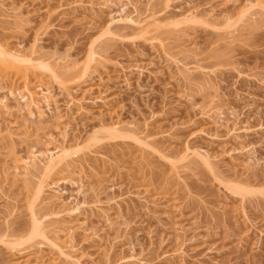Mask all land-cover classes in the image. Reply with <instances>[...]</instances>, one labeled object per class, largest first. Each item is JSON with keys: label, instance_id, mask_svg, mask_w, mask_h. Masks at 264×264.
Wrapping results in <instances>:
<instances>
[{"label": "rangeland", "instance_id": "obj_1", "mask_svg": "<svg viewBox=\"0 0 264 264\" xmlns=\"http://www.w3.org/2000/svg\"><path fill=\"white\" fill-rule=\"evenodd\" d=\"M75 1L83 2L84 9L89 6L90 8L84 10L82 4L81 7L77 4L78 8H81L79 10L77 6L74 7ZM108 1L0 0L5 7L1 10L7 12L10 7L16 12L19 10V16L16 17L22 18V23H15L12 19L3 22L2 15L0 16V43L4 41L2 44H7L10 48L24 47L29 51L32 43L36 42L33 47H36L37 53L49 57L53 62L60 58L81 64L87 58L88 28L96 34L110 24L113 36L116 35L106 43L109 47L105 50V45H98V51L107 58L108 62H105L108 65L100 68L99 74L85 87H95L90 96H103L108 102L106 105L87 103L82 112L76 111L75 108L73 111H67L64 106L67 99L54 83L51 86L57 104L52 105L51 110L41 105L45 111L43 117H39L35 109L32 117L28 116L26 110L21 113V106L9 98L10 112L15 113L7 116L5 111L0 110V134L4 133L5 137L9 131H13L11 133L16 135L15 140L20 141V137L22 141L20 145V142L13 145L6 137L0 140V168L4 164L13 166L12 161L4 163L3 158L12 157L14 151L21 156L28 155L26 148L29 143V146L34 144L37 149L42 147L41 143L44 147L39 150H44L45 143L49 142V139L45 138L52 136L56 145L58 143L74 146L78 142L81 147L78 156L73 157L75 160L72 163L77 165L74 172L57 170L51 177V181L56 182L59 187L61 198L70 202L72 207L76 202L85 199V196L89 202L96 200L98 196L97 199L104 203L111 197L126 195L128 191L138 192L158 203L159 206L152 207V214L147 212L136 198H131L121 203V215L115 206L110 208L105 203L102 208L108 210L110 218L114 219H111V226L98 210L96 213L87 211L86 215L80 216L78 221H84L89 232L85 234L79 231L75 242L77 251L73 254L82 264H130L128 259L131 254L143 260L140 264H264V15H258L256 22L245 30L239 29L237 38L232 42L227 32L232 33L237 25L230 24V27L228 24L231 21L228 23L224 17L235 18L244 6L254 0H170L168 5L163 0H156L158 4L153 3V8L157 9L158 15L162 17L161 27L142 36L141 31L134 26L110 23L111 18L121 15V8L127 0H111L112 3ZM131 1L138 9L130 4L126 7V4L125 8L123 7V15L129 14L134 19H144L148 14L144 8L147 0ZM60 3H69L67 8H73L67 10L65 7V11L62 10L64 8L56 9ZM196 11L200 15L199 21L186 32L189 36H180L179 32H175L171 26L168 27L171 19ZM155 37L168 44L166 45L170 47L168 50L172 55L180 56L183 52L181 59L188 63L195 61V57L191 55L196 56L198 64L205 67L206 75L192 73L194 78L192 75L189 80L180 78L179 70L166 62L161 49L155 47L154 40H151L156 39ZM187 38L191 39L192 43L185 42ZM184 53L189 57H185ZM110 62L116 64H109ZM120 63L125 67L130 64L146 66L150 72L138 75L137 71H129L126 75ZM118 64L122 72L119 71ZM1 72L7 74L9 80H13L17 87H21V73L3 70ZM79 73L74 78L78 77ZM30 83L36 84V79L32 77ZM6 92L1 90L0 97ZM87 95L81 89L78 90V98L89 97V94ZM209 100L213 102L212 106L215 103V107L227 111L225 123L216 125L200 116L199 108L210 107ZM55 106H58V114ZM237 113L238 115H235ZM115 122H120V128L126 130L122 132L129 138L117 136L114 139L113 136L102 132V123L111 125ZM147 123L148 130L151 131L147 130V133L152 134L149 143L153 141L151 144L159 149L161 154L153 151L143 152V160L140 157V145L134 138H144L142 135ZM235 125L246 128L244 133L240 132L241 138L229 133V129ZM169 130L173 133L170 138L158 134ZM95 135L100 141L91 142L90 139ZM186 143L192 148L206 150L214 159L215 172H210L200 165H193L191 169L181 172L184 182L178 181L168 164V157H172L174 151L183 150ZM52 145L53 143L50 144V149ZM103 158L108 162H104ZM82 162L83 165L80 164ZM12 177L14 178L11 175L9 179L10 184L3 188L12 199L11 202L6 203L0 194V234L9 231L7 245L0 240V264L33 263L34 258L23 254L28 250V246L35 247L39 241L38 238L28 239L32 229L28 212L29 203L33 201L30 188L32 186L22 177H19L18 181ZM1 179L3 178L0 177ZM80 181L84 184L83 188L79 186ZM114 182L121 185V188L110 190ZM233 183L246 186L249 191L242 197L233 189ZM80 189H83L84 195L78 194ZM11 203L15 204L10 205ZM165 204L169 205L167 209L163 207ZM13 205L17 207L14 215L8 214ZM59 207L61 203L57 202L53 209H60ZM242 207L252 222H245L248 220L242 216ZM116 211L120 217L118 219ZM6 220L7 227L4 223ZM68 220L67 217L66 222H74L73 219ZM56 223L54 222L53 226L63 225ZM125 224L128 228H125ZM179 226L184 230L183 234L179 231ZM90 232L96 235L85 239L84 236L90 235ZM118 234L123 235L122 242L114 240ZM61 238L64 239L63 236ZM19 240L20 244H16L15 248L23 253H12L8 244ZM109 244L113 246L110 254H107L105 251L110 248ZM179 244H183V250L186 252L185 261L177 255L173 256ZM54 255L46 253L43 257L44 264H69L64 261L56 263L58 257Z\"/></svg>", "mask_w": 264, "mask_h": 264}, {"label": "bare ground", "instance_id": "obj_2", "mask_svg": "<svg viewBox=\"0 0 264 264\" xmlns=\"http://www.w3.org/2000/svg\"><path fill=\"white\" fill-rule=\"evenodd\" d=\"M160 1H162V0H160ZM163 1L166 2L167 5H168V2L170 0H163ZM75 2H76L75 3L76 5L72 4V5H75L74 6L75 8H76V6L78 8L77 4H79V7H81V4H82V6H83L82 9H84L85 5H83V2H81V1H79V2L75 1ZM109 2L112 3L111 0L108 1V3ZM91 3L89 2V4H91ZM153 3H155V4L157 3L158 4V2H156V0H147L146 7H144V8H146L145 11L148 14L146 16L144 15L145 16L144 19H134V17H131V15L129 16V14L128 15H123L124 14L123 13L124 12V8H125L124 6L126 4H127L126 7L128 6V4H130L133 8H136L135 4L134 3L132 4L131 0H127V3L123 6L124 8L123 7L121 8L122 13H121V11H119L121 13V15L119 14V16L117 18H111L110 19V21H111L110 23L111 24L120 23V24H124V25H131L132 27L134 26V27L137 28L138 31H141L140 34L142 33L141 34L142 36L147 34L148 32L150 33L152 30L154 31V30L159 28V26L161 25L160 24L161 23L160 22L161 21L160 18H162V17H160L158 15V11H156L157 9L155 10L153 8ZM3 4L4 3H2V2L0 3V10H1L2 7H4ZM68 4H66V3L65 4H63V3L61 4L60 3L59 7H61V8H59V7L58 8L54 7V8H56V9L64 8L62 10L65 11V9L67 8ZM89 4H88V6H89ZM103 5L107 6L106 4H103ZM69 6H71V5H69ZM165 6H166V4H165ZM71 7H68V8H71ZM93 7H94V5H93ZM68 8H67V10H68ZM88 8H90V6ZM88 8H85V9H88ZM78 9L80 10L81 8H78ZM91 9H92V7H91ZM91 9H89V10H91ZM136 9H138V7ZM136 9L134 10L135 12H137ZM8 10H7V12L5 10H3V9L0 11V16L2 15L1 17H2L3 22L5 20L12 19V21H14L15 23L16 22L22 23V20H21L22 18L21 19L17 18L19 16L18 13H20L19 10H17V12H16L15 10L11 9V7L8 8ZM59 11H61V10H59ZM73 11H74V9H73ZM258 15H260V16L264 15V0H254V1L249 2V4L247 6H244L238 12V14L235 16V18H232L230 16L224 17V19L227 20L228 23H229V21H231L228 24L229 26H230V24L231 25H237V27L236 26H234L235 28L233 27L234 31L232 30L233 31L232 33L231 32H227V34H230V37L233 40V41L232 40L231 41L232 42L235 41V39L237 38V34L236 33L238 31H240L241 29L245 30V28L247 26H250V25H252V23H255L256 20H257L256 18H257ZM199 17H200V15H199L198 11L192 12V13H187V14L181 16V17H178L177 19H173V20L171 19L172 21L170 20V22L168 23V27L171 26L172 28L171 27L170 28L175 30V32H179L180 36L181 35L182 36L183 35L189 36L188 34H186V32L189 29L191 30V28H192V26L194 24L198 23ZM46 18H48V17H46ZM26 24H27V22H26ZM11 26H12V24H11ZM16 26H18V25H16ZM3 27H5V25ZM110 28L111 27H110V24H109V26L101 28L100 31L97 32L96 34H93L94 32L91 31L92 29L88 28L87 37H89V42H88V47H87V52H86L87 58L81 64L79 62H73V61H70L68 59H60V58L59 59H55V62H53L51 59H49V57H47V56L44 57L43 55H40V54L37 53V51L35 49L36 47L35 48L33 47V46H35L36 42L32 43L33 46L31 45V47L29 48L30 49L29 51H28V49L26 51L24 49V47H23V49L10 48L7 44H2V42H4V41H2L0 43V83H1L0 91L4 89V90L7 91L6 93H8V94L5 93L6 95L5 94L3 96L1 95V97H0V110L1 111L3 110V112L5 111L4 114L7 113V116H9L11 113H13V111L10 112V108H9V104H8V103H10V102H8L9 98H12V99H14L16 101V104L18 106H21V109H19L20 112L22 110H24V111L26 110L28 116L32 117L33 114H34L33 111L35 109L38 112L37 113L38 116L39 117H43L45 111L42 110L41 105L42 106L44 105V107H46L48 110H51L53 108L52 105L57 104L56 103L57 101L55 99V95L53 94V91H52V86H51L52 83H54L55 85H57L60 88L62 95L67 99L66 100V104L64 105L65 109L67 111H73V109L75 108L76 111L82 112L83 110H85L87 103H92V104L93 103H102V104L106 105L108 102L104 100L103 96H101V95L94 96V97L90 96V94L92 93V90L95 87H89V88H85V87L89 86V82L91 80H93V77L95 75L99 74L98 71H99L100 68H105L108 65L105 62V60L107 58L102 56V54H100V52L98 51V45H105L103 47L104 48L103 50H105L106 47L107 48L109 47V46H106L107 45L106 43H108L114 36H116V35L113 36ZM174 33H173V35H175ZM189 38H187L186 40L184 39L185 42L186 41H190L191 39L188 40ZM36 40L37 39L35 38V41ZM151 40H154L155 47L157 46L158 49L159 48L161 49V50L160 49L159 50L161 52H163V54L165 56V59H166V62H169L170 64H173L176 67L177 71L179 70L178 74H179L180 78H182L183 80H187V79L189 80V78L192 75V73H195V75H196V73H200L201 75L206 73L205 67L203 68L200 64H198V62H197L198 59L196 58V56L191 55L192 57H195V59L192 58L195 61H192V62L189 61L190 63H188L187 61L181 59L182 56H183L182 55L183 54L182 50H181L182 54H180V56H177L179 54L176 55V52H175L176 56H174V55L171 54V52L169 53L168 48H170V47L167 46L168 44L165 43L164 40H162L160 38L159 39L158 38H156V39L153 38ZM190 42L192 43V41H190ZM21 45L22 44H20V46ZM179 52H180V50L178 51V53ZM184 55H185V57H187V53L186 54L184 53ZM188 55H190V54H188ZM185 57H183V58H185ZM106 61L108 62V60H106ZM111 63L116 64L114 62H110L109 64H111ZM199 63H201V61ZM130 65L125 67L123 64H121V69L123 70L124 74L127 75V72H129V71H132V72L133 71H137L138 75H143L145 72H150L148 70L149 67L146 68V66L143 67V66H139L137 64L134 65V66H132V65L130 66ZM118 66H119V64H118ZM121 69H120V66H119V71H121ZM1 70L8 71V72L9 71H13L16 74L21 73V77H22L21 78V80H22L21 87H17L15 85V83L13 82V80H9V77H7V74L4 75V73H2ZM236 70H238V69H236ZM78 73H79V76L74 78L75 76H77ZM32 77L36 79V84H34V85H32L30 83ZM193 78H194V76H193ZM190 80H192V78ZM126 81H127V79H126ZM261 83H263V81H261ZM80 89L83 91L84 94H86V96H88L87 94H89V97L83 96L81 98H78L77 97V93H78V90H80ZM186 98H188V97H186ZM211 100L213 102H215L213 99H211ZM211 100H209V101H211ZM212 101H211V104L208 102L210 104L209 105L210 107H208V108H206V106H205V108H201L200 107L199 110H201V113L200 112L199 113L201 114L200 116H202L205 120L206 119L210 120L211 122H213L216 125H218V123L220 124V123L224 122L225 114H226L227 111L225 109L223 110L221 107H219V108L215 107V103H214V106H212V103H213ZM55 107L57 108V114H58V110H59L58 106H55ZM197 109H198V107H197ZM228 109H230V108H228ZM21 113H19V114H21ZM13 114H11L10 116H12ZM235 115H238V113L235 114ZM200 116H199V118L203 119ZM234 117H236V116H234ZM56 118H58V117H56ZM119 123L115 122L114 124H111V125H107V124L102 123V126H101L102 132H105L108 136L109 135L111 137L113 136L112 138H114V139H116L117 136H119L120 138L123 137V136H125V137L128 136L127 134L122 132V131H124V129L122 130L120 128L121 125ZM232 125H233V123H232ZM148 127H149L148 123L145 124V127H144V129H145L144 131L145 132L143 131L144 134L143 135L141 134L142 137L144 136V138H142V137H141L142 139H139L137 137L134 138V141L135 142L137 141L139 143V145H140L138 147H140V150L142 151L140 157L143 160H144V158H143L144 155L142 156L143 152L147 153L148 151H153V153L156 152L158 154H161V152H159V149L157 150L156 147H153V144H151L153 141H150V143H149V140H151V138H152V136H151L152 134L149 135L147 133ZM124 128H125V126H124ZM3 131H4V129H3ZM169 131L158 132V134L161 133L160 136H163L165 138H170V137H172L173 133H171L172 131H170V132ZM241 131H242V133H244V131H246V128L236 127V125H235V126H233L232 128L229 129V133L234 134V136L237 137V138H241L242 137L240 135ZM6 132L8 133V129L6 130ZM9 132L10 133H8L7 136H5L6 138H8V141H11L13 143V145L15 143L17 144L18 142H20V143H18V145H20L21 141H22V138H20L18 136V134H17L19 139H21L20 141H17V140H15L16 135L14 133H11L13 131H9ZM133 132H134V130H133ZM148 132H151L150 129L148 130ZM95 134H96V132H95ZM106 134H103V135H106ZM133 134H135V133H133ZM3 135H4V133H3ZM3 135L0 134V140L1 139L3 140V138H5ZM27 137H24V138L27 139ZM47 137H49V138H45V136H44V138L46 140L49 139V142L47 141V143H45L44 150L43 149L39 150L42 147H44V145H41V143H40V146H42V147L40 148L37 145V147H39L38 149L36 148V146L34 147L33 143H32L33 146H29V144H30L29 143L28 146L26 145L28 147V148H26V150L28 149V151H27L28 155L27 154L23 155L24 156L23 157L19 153H16V151H14V153H13L14 155H13L12 151L17 149V147L15 148V146H14L15 149L12 148L13 150L11 149V151H10V154H12V157L3 158L4 163H6L7 161H12L13 164L12 163L11 164L13 166L10 165L11 166L10 167V166H7L8 164L7 165L4 164L0 168V177L3 178V179H1L2 182H0V194H1V197L3 199H5L6 200L5 202L6 203L8 202V204L12 200L7 195L8 193L6 194L4 192V190H3V188L6 187V185L10 184L9 183V179H10L11 175H13L14 178H15L14 179L12 177L13 180L17 179V181H18L19 177H22L24 179V181L29 182V185L32 186L30 188H32L33 201L31 202V204L29 203V208H28L29 218H30V221L32 223V229L30 231L31 233H30V236H29L28 239H32L33 240L34 238H38V240H39V241L37 240L38 242H37L35 247H31L30 248V246H28L29 247L28 250H25L26 253H23L20 250H16V248H15V246H17L16 244H18V243L20 244V240H19V242H15V243H13V241H12V243L11 244L9 243L8 246H9V248H11L12 253L13 252H15L17 254H22L23 253V254L27 255L28 257L34 258V262L33 263L29 262L28 264H31V263L32 264H44L45 261L43 260V257L48 252H50L52 254V256L55 254L54 256L58 257V258H56V260H57V261H55L56 263H59L60 261H62V262L64 261V262L69 263V264H82L80 259H78L75 256V254H73L74 252L77 251V245H76L75 242H76L77 235L80 233L79 231H81V232H83L85 234H87V232H89L88 229L85 227V222L84 221H78V218L80 216L86 215L85 213L87 211L88 212L89 211L90 212H95V211L98 210V211H101V214L103 213V215H102L103 218L111 226L113 224L111 219H113V218H110V215H109L110 213H108L109 212L108 210L106 211L104 208H102L103 204H105V203L110 208L115 206L114 208L115 209L117 208L118 213L120 212V209H121V203H125V202L129 201L131 198H133V199L136 198L140 203H142L144 205V207H145L144 209H146L147 212H151L152 209H153L152 207H154V208L157 207L158 203L155 200H152V199L149 200L147 198V196H141L138 192L128 191L126 193V195H122L121 194V195H119L118 197H115V198L111 197V198H109L108 201H106L104 203H103V201L101 202V200H98L99 198L97 199V197H98L97 195L98 194L96 195L97 197L95 196L96 200L91 201V202L86 200V196H85V199H83L80 202H76L74 204V206L72 207L70 205V202L68 203V201L66 202L64 199L61 198L60 193H59V189H58L59 187L56 186L57 185V184H55L56 182L54 183V182L51 181V179H52L51 177L53 176L54 172L56 173L57 170L58 171L60 170V172H61V170H66L67 172L69 170L70 172H74V167H76L77 165L74 166L73 164H75V163H72V161L75 160V159H73V157L76 158V156H78L77 153H79L78 151L81 150L80 144L78 142H76V143L74 142L75 143L74 146L73 145H69V144H68V146L67 145L64 146V144L63 145L62 144L59 145L58 143L56 145L54 143L55 139L53 140L52 136H47ZM133 137H132V139H133ZM96 138L97 137L95 135V137L93 136V138H91L90 141L91 142H95L97 140ZM126 138H129V137H126ZM26 139L24 140L25 143L28 140V139L27 140ZM64 139H66V138H64ZM41 141H43V140H41ZM98 141H100V140H97V142ZM37 142H38V140H37ZM12 143H10V144L13 147ZM52 143H53V145H52L53 147H51L52 149H50L49 147H50V144H52ZM171 155H172V157H170V158L167 156L168 157V164H170L172 172L174 173V175L176 176V179L178 181L179 180L183 181V178L180 175L181 172H184L187 169H191V167H193V165L194 166L195 165H200L203 168L208 169L210 172H213V171L215 172V170H216V166H215L216 164H214L215 162H213L214 159L206 150L201 149V148H192L187 143H186V145H184L183 150L176 151V152L174 151V153L171 154ZM103 160H105L104 162H108L104 158H103ZM80 164L83 165V162L80 163ZM1 165H2V162H1ZM77 170H79L78 167H77ZM72 182H74V181H72ZM82 183L83 182H81V184L79 185L81 188H83V185H84ZM12 186H13V184H12ZM184 187H185V184H184ZM230 187H232V186H230ZM119 188H121V185H119V184L114 182V183H112L110 190L111 189H113V190L114 189H119ZM233 189H235L236 192L241 194L242 197H243V194H246L247 191H249L248 187L243 186V185H238V184L235 185V187ZM187 192L189 193V191H187ZM78 194H80V195L83 194L84 195L83 189L82 190L81 189L78 190ZM13 201H14V199H13ZM36 202H37V204H36ZM57 202L61 203V207L62 208L59 207L60 209L55 210V209H53V207H54V205H56ZM12 204H15V203H11L10 205H12ZM167 206L169 207V205L165 204L163 207H165L167 209L168 208ZM10 208H11L10 211H9L10 213H8V214H13L16 211L17 207L15 205H13ZM242 208H243V210L241 211L243 213L242 216L245 217L246 220H248V221H245V220L244 221L245 222L251 221L249 216H248L247 211L245 210V208L244 207H242ZM177 209L178 208H176V210ZM117 211L115 212L116 213L115 215L117 216V219H118L119 215H117ZM119 214L121 215V213H119ZM152 214H154V212ZM65 217H66V219H65ZM67 217H68L69 220L73 219L74 222L77 221L78 223L77 222L76 223H74V222H66L67 221ZM7 218H9V217H7ZM115 219H116V217H115ZM8 220H6L4 222L6 224V227L8 225V223H7ZM60 220H61V222H57V221H60ZM116 220L114 222H116ZM54 222L55 223L57 222L56 224H58V223L62 224L63 223V225L61 227H57V226H60V224L57 225V226H53ZM65 222L67 224H65ZM106 222H104V223H106ZM125 225H126L125 228H128V225L127 224H125ZM179 227H177V228L179 229ZM125 230H127V229H125ZM7 231L8 230H6L5 232L0 234V237L2 238V239L0 238L1 242L3 240L4 243L3 242L2 243L6 244V245L8 243L7 241H8V237H9ZM179 231H182L181 234H183V232H184V230L181 227H180ZM95 235L96 234L94 232H92L90 235L84 236V238L87 237V239L88 238L91 239V237H94ZM120 235H122V234H120ZM10 236H11V234H10ZM62 236L64 237V239L61 238ZM97 236H99V235H97ZM115 236H118V237L117 238L114 237L115 238L114 240L118 239L117 241H119V240L121 241V237L123 235L119 236V234H118V235H115ZM123 238L124 237H122V239ZM9 240H10V238H9ZM114 240H113V242H116ZM10 242H11V240H10ZM240 243H241V241H240ZM109 245H111V244H109ZM179 245L180 246L178 247L176 252L173 254V256L177 255L183 261H185L184 259H186L185 258V256H186L185 253L186 252L183 250V244H179ZM112 246L113 245H111L110 248L107 249L108 251H105V252H107V254H110L109 251L112 249L111 248ZM24 249H26V248H24ZM58 259H59V261H58ZM109 260H110V258H109ZM128 260L130 261V264H140V263L143 262L142 259H139L136 256H133L132 254H131V256H129Z\"/></svg>", "mask_w": 264, "mask_h": 264}]
</instances>
